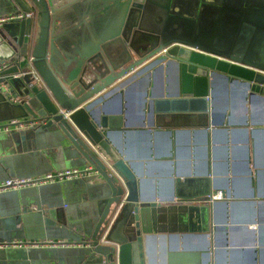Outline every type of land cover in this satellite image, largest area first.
Returning a JSON list of instances; mask_svg holds the SVG:
<instances>
[{
	"label": "water",
	"instance_id": "water-1",
	"mask_svg": "<svg viewBox=\"0 0 264 264\" xmlns=\"http://www.w3.org/2000/svg\"><path fill=\"white\" fill-rule=\"evenodd\" d=\"M29 11L35 16L0 27V122L29 118L38 124L8 131L0 164L24 145L34 148L51 138L57 144L51 160L97 170L89 179L55 184L61 203L49 207L47 221L83 243L65 248L60 260L153 264L150 241L162 205L149 193L148 177L158 171L148 158L160 156L168 165L177 159L174 165L188 174L179 160L188 156L187 145H181L186 126H196L192 140L205 144L193 153L199 159L197 181L205 189L188 200L192 212L204 216L211 210V242L206 222L197 234L205 250L201 261L210 264L211 252L215 258L221 245H236L234 229L248 224H256L259 235L251 239L262 246L264 127L253 126L262 121L253 115L237 118L233 111L240 101L264 105V0H0V14ZM139 76L145 84L137 92L139 124L164 131L123 128L134 124L129 112L134 97L121 88ZM114 91L119 107L105 101ZM238 155L245 169L239 170ZM237 174L245 177L243 192ZM217 191L221 198L211 200ZM254 196L261 199L257 213L246 209ZM244 212L248 220L241 219ZM227 221L231 231L221 244L216 230ZM255 253L250 264H264L263 249L259 260Z\"/></svg>",
	"mask_w": 264,
	"mask_h": 264
},
{
	"label": "crops",
	"instance_id": "crops-1",
	"mask_svg": "<svg viewBox=\"0 0 264 264\" xmlns=\"http://www.w3.org/2000/svg\"><path fill=\"white\" fill-rule=\"evenodd\" d=\"M140 77L128 80L121 88H127V91L130 93L133 92L134 97L129 110L134 124L127 125L123 128L133 131L142 129H151V132L164 131L167 129L166 127H158V129L139 124L143 120V114L140 109L141 106L136 101L138 97L137 92H142L145 88V84L142 85L141 81H139ZM105 101L113 107H119L118 91L110 92L105 97ZM120 106H124V103H121ZM249 109L253 110L251 114L246 112ZM242 112L239 108L233 111L234 114ZM250 115H253L255 120H262L261 123L254 124L253 126L256 127L258 125L264 127V105L260 107L259 104L251 105L248 102L245 103L244 116L249 118ZM238 116L236 117L238 118ZM251 126L249 124L245 125L248 128H251ZM242 127H244V124ZM195 128L196 126H186L185 129L188 130V133L185 134L187 140L185 138L181 142L182 146L185 147L187 145L188 156L186 158V155H184L179 160H181L183 169L188 174H181L179 168L174 165L177 159L173 158V165H168L166 162H169V160L166 159V161L163 158H158L160 156L155 158L152 155L148 158L149 162L156 163L158 171V174L148 177L150 180L148 183L151 186L149 193L154 195L155 200L162 205L161 217L158 219L159 225L155 230L156 237L150 241L149 255L153 264H206L199 257L205 250L200 247L197 234L203 233L202 226L206 222V226L210 228V231H207V235L209 233L207 240L209 239L211 242L213 238V234L211 233V210L205 212L204 216H202L200 211L192 212L189 210V206L193 202L192 200L188 201L205 189L202 182L197 181L200 178L199 174L195 173L199 159L195 158L193 153L196 148L205 146L202 142L192 140L191 132ZM7 139H9L8 131L0 129V144ZM159 140L157 144L161 146L163 141L161 139ZM56 145L54 139L51 138L39 141L35 147L33 146L34 148L24 145V150L20 149L19 151H15L6 165L0 164V180L7 176L8 178L38 177L56 170L87 165L85 163L68 165L56 163L51 160L49 153L55 149ZM142 148L145 151L147 146H143ZM235 160L238 168H240L239 170L245 169L244 160L242 158L240 159V155ZM166 168L167 171H164ZM210 177H208L209 183ZM221 177L223 178V176ZM235 178L244 180L245 177L244 175L237 174ZM157 181H161L162 183L160 188L156 186ZM224 182L229 183L230 181L224 180ZM58 183L60 182L0 192V264H62V262L64 264L63 259L60 260L63 257L62 251L67 247H79L83 245L79 239H68L67 235L61 231V227H53L47 221L46 211L49 207L54 203H61L62 194L55 185ZM244 187V184L239 185L242 192L245 191ZM15 191L17 194H15ZM215 193L213 192V194ZM250 200L252 204L249 207L247 206L248 208L246 209L257 213V206L261 200L260 197L254 196ZM194 203L207 204L204 201ZM62 206H65V204H62ZM223 211L224 206L221 205L219 209L220 217L223 216ZM239 212H242L241 208ZM248 218L250 216H247V212L242 213L241 219L248 220ZM228 223L229 221L216 230V236H218V241L221 244L228 241L229 232L231 231L229 229L230 224ZM234 232L237 235L235 239L236 245L232 247L221 245L215 258L211 252L210 264H250L252 255L255 253V251L253 253L246 251V249L250 248L256 250L255 255L257 260L260 259L258 258L260 247L263 249L264 254V246L259 245L257 241H252L251 239L252 236L259 235L256 224H248L245 229H234ZM184 234L188 236V239H182L181 236ZM203 259L206 260L205 257ZM262 261H264V255Z\"/></svg>",
	"mask_w": 264,
	"mask_h": 264
},
{
	"label": "built area",
	"instance_id": "built-area-1",
	"mask_svg": "<svg viewBox=\"0 0 264 264\" xmlns=\"http://www.w3.org/2000/svg\"><path fill=\"white\" fill-rule=\"evenodd\" d=\"M35 12L29 11L27 13H5L0 14V27L3 23L9 22L15 19H20L24 17H34ZM63 115H66L63 111H60ZM38 124L37 120L23 118V119H12L6 122L0 123V129L2 130H22L27 128H32ZM97 175V170L91 164H87L83 167H74V168H67L56 170L52 172H48L38 177H26V178H7L5 180L0 181V192H4L7 190H18L24 187H31V186H39L45 185L53 182H64L74 179H89L93 176ZM220 199V192H216L215 194L211 195L212 199ZM116 216V212L112 215L110 214L108 226L105 228V232L99 238V242L104 240L105 233L107 232L110 224L113 222ZM16 244V243H13Z\"/></svg>",
	"mask_w": 264,
	"mask_h": 264
},
{
	"label": "rangeland",
	"instance_id": "rangeland-1",
	"mask_svg": "<svg viewBox=\"0 0 264 264\" xmlns=\"http://www.w3.org/2000/svg\"><path fill=\"white\" fill-rule=\"evenodd\" d=\"M245 103H247V102H241V101H240L239 103H237V107H239V109H241L243 112H242V113L234 114L235 117L238 116V115H240V116H238V117H243V116H244ZM235 111H236V110H235ZM252 111H253L252 109H251V110L249 109V111L246 110V112H249L250 114H251ZM237 183L240 184V185H241V184L243 185V184H244V183H243V179H238V180H237ZM263 242H264V241H263ZM263 246H264V243H263ZM263 248H264V247H263ZM263 262H264V261H263Z\"/></svg>",
	"mask_w": 264,
	"mask_h": 264
},
{
	"label": "bare ground",
	"instance_id": "bare-ground-1",
	"mask_svg": "<svg viewBox=\"0 0 264 264\" xmlns=\"http://www.w3.org/2000/svg\"><path fill=\"white\" fill-rule=\"evenodd\" d=\"M263 109V108H262ZM184 151V150H183ZM221 252V251H220Z\"/></svg>",
	"mask_w": 264,
	"mask_h": 264
}]
</instances>
